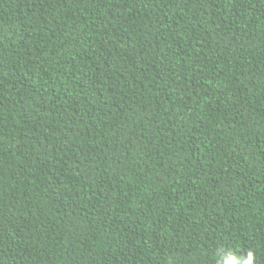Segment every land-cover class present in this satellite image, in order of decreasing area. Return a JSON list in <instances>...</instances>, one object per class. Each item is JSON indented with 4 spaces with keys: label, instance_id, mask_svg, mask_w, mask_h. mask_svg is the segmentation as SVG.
I'll use <instances>...</instances> for the list:
<instances>
[{
    "label": "trees",
    "instance_id": "1",
    "mask_svg": "<svg viewBox=\"0 0 264 264\" xmlns=\"http://www.w3.org/2000/svg\"><path fill=\"white\" fill-rule=\"evenodd\" d=\"M249 251L264 0H0V264Z\"/></svg>",
    "mask_w": 264,
    "mask_h": 264
},
{
    "label": "clouds",
    "instance_id": "2",
    "mask_svg": "<svg viewBox=\"0 0 264 264\" xmlns=\"http://www.w3.org/2000/svg\"><path fill=\"white\" fill-rule=\"evenodd\" d=\"M223 254L224 253H222L221 255H223ZM225 258L228 261H231V264H254V255L251 251H249L247 256L242 260H238L237 257L232 255L230 252H228V254ZM217 264H219V260L217 261Z\"/></svg>",
    "mask_w": 264,
    "mask_h": 264
}]
</instances>
